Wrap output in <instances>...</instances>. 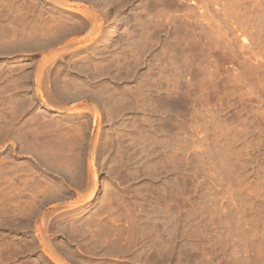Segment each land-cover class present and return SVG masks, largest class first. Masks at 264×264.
Listing matches in <instances>:
<instances>
[{
  "label": "rangeland",
  "instance_id": "obj_1",
  "mask_svg": "<svg viewBox=\"0 0 264 264\" xmlns=\"http://www.w3.org/2000/svg\"><path fill=\"white\" fill-rule=\"evenodd\" d=\"M0 264H264V0H0Z\"/></svg>",
  "mask_w": 264,
  "mask_h": 264
},
{
  "label": "bare ground",
  "instance_id": "obj_2",
  "mask_svg": "<svg viewBox=\"0 0 264 264\" xmlns=\"http://www.w3.org/2000/svg\"><path fill=\"white\" fill-rule=\"evenodd\" d=\"M69 11H73V9H72V10L69 9ZM74 12H75V10H74ZM145 110H146V109H145ZM40 205H41V204H40ZM26 218H27V217H26ZM51 230H52V229H51ZM66 233H67V232H66ZM71 237H72V236H71ZM41 238H42V237H41ZM6 244H7V243H6ZM151 246H152V245H151ZM6 248H7V247H6ZM42 250H43V249H42Z\"/></svg>",
  "mask_w": 264,
  "mask_h": 264
}]
</instances>
